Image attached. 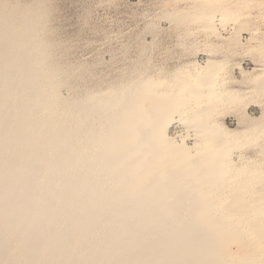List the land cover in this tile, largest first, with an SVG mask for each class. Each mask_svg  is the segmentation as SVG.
Returning a JSON list of instances; mask_svg holds the SVG:
<instances>
[{
	"label": "bare ground",
	"instance_id": "6f19581e",
	"mask_svg": "<svg viewBox=\"0 0 264 264\" xmlns=\"http://www.w3.org/2000/svg\"><path fill=\"white\" fill-rule=\"evenodd\" d=\"M173 1L231 50L241 31L220 30L264 5ZM44 2L0 0V264H264V68L237 79L206 43L203 64L63 98L77 77L53 60Z\"/></svg>",
	"mask_w": 264,
	"mask_h": 264
},
{
	"label": "rangeland",
	"instance_id": "374dc122",
	"mask_svg": "<svg viewBox=\"0 0 264 264\" xmlns=\"http://www.w3.org/2000/svg\"><path fill=\"white\" fill-rule=\"evenodd\" d=\"M25 5L31 0H7ZM232 1V0H229ZM234 1V0H233ZM264 1V0H261ZM191 1L173 0H45L46 39L52 45L54 61L69 67L77 77L70 88L62 87L63 98L83 96L86 90L123 82L140 72L152 75L170 74L185 68L191 62L203 64L208 58L206 43L220 45L217 58L228 60V71L240 79L236 64L245 71L255 66L264 68V45L258 51L249 50L247 41L255 35L249 29H258V40L264 44V5L246 10L250 15L248 30L243 19L220 30L223 37L241 31L240 46L230 49L226 40L212 39L195 23L186 24L169 14L184 9ZM242 43V44H241ZM253 63V64H252ZM252 117L260 109H248ZM175 120H178L176 117ZM227 127H238L234 117L224 119ZM186 129L174 123L169 135L178 137ZM189 146L193 134L189 132ZM253 150H234L232 159L252 154Z\"/></svg>",
	"mask_w": 264,
	"mask_h": 264
}]
</instances>
